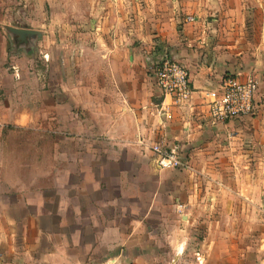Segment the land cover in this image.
I'll return each instance as SVG.
<instances>
[{
    "label": "crops",
    "instance_id": "crops-1",
    "mask_svg": "<svg viewBox=\"0 0 264 264\" xmlns=\"http://www.w3.org/2000/svg\"><path fill=\"white\" fill-rule=\"evenodd\" d=\"M133 1L11 4L9 19L14 23L9 26L41 34L20 46H37L45 65L55 63L56 99L46 108L55 112L56 129L102 135L98 144L109 148L102 156L93 151V159L102 163V181L97 183L92 174L88 186L71 187L84 204L64 202L65 192L59 188L62 199L54 209L42 199L33 201L27 186L23 197L14 187L0 188L23 198L0 201V213L10 214L0 217V227L9 230L7 240L0 235L5 259L0 264H162L153 261L163 259L166 251L153 250L155 238L144 222L160 220L166 209L191 210L196 205L215 211L206 217V225L243 229L237 242L246 238L248 252H257L259 264H264V26L248 30L239 21L245 11L218 10L193 16L192 22L188 16H175L168 28L157 24L148 30L143 29L151 27L145 22L139 25L141 12ZM128 3H135V19L128 17ZM160 56L188 71L193 89L188 103L175 105L156 85L152 66ZM228 74L258 79L254 110L213 123L204 92L218 90ZM43 93L47 99L50 93ZM151 104L163 106L169 118L162 113L159 124L150 114ZM68 105L76 112H69ZM68 115L75 117L72 123ZM139 138L176 150L186 167L158 171L153 155L138 146ZM96 142L87 140L89 147ZM60 143L56 140L55 146ZM63 156L60 150L56 157ZM100 196L105 197L98 201ZM68 227L74 229L66 233ZM171 245L166 255L175 259V243Z\"/></svg>",
    "mask_w": 264,
    "mask_h": 264
},
{
    "label": "rangeland",
    "instance_id": "rangeland-1",
    "mask_svg": "<svg viewBox=\"0 0 264 264\" xmlns=\"http://www.w3.org/2000/svg\"><path fill=\"white\" fill-rule=\"evenodd\" d=\"M15 2L20 0H0V188L14 187L19 190L15 192L22 195L27 186L33 192V201L40 202L42 199L45 205L52 209L62 199L56 193L59 188L65 192L64 202L75 201L84 204L87 201L85 199L79 201L76 198L78 193L73 194L71 187L78 183L83 187L88 186L86 182H89V176L92 174L97 183L102 181L100 171L102 163L101 160L93 159V151L94 154L98 152L96 156H102L104 150L109 147L98 144L97 139H102V135H88L80 128H69L64 131L56 129L55 112L47 109L52 108L56 99V66L55 63L45 65L39 47L20 46L8 34L6 28L14 23L9 19V15L11 4H16ZM133 2H137L138 10L141 12L138 14L141 19L138 20L139 25L145 22L151 27L142 28L148 30L155 28L157 24L162 28H168L175 16L193 18L199 14L203 16V12L218 10L245 11V16L239 21L248 30L264 26V2L240 4L225 1L217 4L214 0ZM135 3L126 4L128 8L126 12H131L128 17L133 19L135 15L132 10ZM45 9L49 10V7L46 5ZM45 90L50 93L47 99L44 98ZM68 106L69 112L73 110L76 112L72 105ZM67 118L72 123L71 119L75 117L68 115ZM56 140L61 141L60 147L55 146ZM87 140L97 142L93 147H89ZM60 150L65 155L63 159L56 157ZM8 191L14 193L12 190ZM10 193L0 192V201L14 202L15 198L16 201H22L23 198L13 197ZM103 197L105 196H100L98 201ZM215 214L214 210L206 212L196 205L191 210L166 209L159 213L160 220L147 219L144 223L151 227L152 237L155 238L152 243L153 250H165L167 254V250L171 252V244L174 242L177 252L175 259L165 254L163 259L152 261H161L162 264H259L258 253L247 250V239L245 238L242 243L237 242L243 238L239 237L243 229L206 225V217ZM8 215L10 214L0 213V217ZM73 229L66 228V233ZM51 230L55 233L56 228L53 227ZM83 230H87V227L83 226ZM8 231V228L0 227V235L4 233L6 240L9 237ZM146 233L145 231V235ZM4 260L0 254V262Z\"/></svg>",
    "mask_w": 264,
    "mask_h": 264
},
{
    "label": "built area",
    "instance_id": "built-area-1",
    "mask_svg": "<svg viewBox=\"0 0 264 264\" xmlns=\"http://www.w3.org/2000/svg\"><path fill=\"white\" fill-rule=\"evenodd\" d=\"M187 20L192 22L194 19L189 17ZM152 71L161 93L171 97L175 105L190 101L193 89L190 86L189 73L183 65L163 57L160 62L152 66ZM15 76L18 77L17 74ZM257 89L258 79L255 76L241 80L239 74L225 75L218 90L204 92L212 122L223 123L251 115ZM162 113L165 118H169L163 106L151 104L150 114L155 116L159 124L162 123ZM137 144L153 155L154 166L158 171L182 170L186 167L177 151L160 141L152 142L139 138Z\"/></svg>",
    "mask_w": 264,
    "mask_h": 264
},
{
    "label": "water",
    "instance_id": "water-1",
    "mask_svg": "<svg viewBox=\"0 0 264 264\" xmlns=\"http://www.w3.org/2000/svg\"><path fill=\"white\" fill-rule=\"evenodd\" d=\"M6 30L8 34H10L20 44H25V43L28 44L33 40H38L39 38H41L40 32L34 30H29L25 28H14V27H7ZM162 59L163 57L160 56L159 62Z\"/></svg>",
    "mask_w": 264,
    "mask_h": 264
}]
</instances>
